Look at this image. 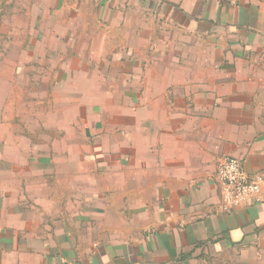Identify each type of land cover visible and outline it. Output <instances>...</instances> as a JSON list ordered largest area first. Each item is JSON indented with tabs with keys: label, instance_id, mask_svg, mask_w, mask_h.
I'll return each mask as SVG.
<instances>
[{
	"label": "crops",
	"instance_id": "0c3cea01",
	"mask_svg": "<svg viewBox=\"0 0 264 264\" xmlns=\"http://www.w3.org/2000/svg\"><path fill=\"white\" fill-rule=\"evenodd\" d=\"M213 4L201 18L233 29H218L216 62L206 47H185L192 64L149 80L135 176L122 159L133 217L104 242L81 222L79 173L2 121L0 107V264H264V190L226 204L217 174L224 156L264 174V0Z\"/></svg>",
	"mask_w": 264,
	"mask_h": 264
},
{
	"label": "rangeland",
	"instance_id": "374dc122",
	"mask_svg": "<svg viewBox=\"0 0 264 264\" xmlns=\"http://www.w3.org/2000/svg\"><path fill=\"white\" fill-rule=\"evenodd\" d=\"M215 8L213 0H0L1 120L79 173L81 222L96 228L98 243L133 217L122 159L135 176L149 80L192 64L185 47H206L218 60V29L233 26L201 18Z\"/></svg>",
	"mask_w": 264,
	"mask_h": 264
},
{
	"label": "built area",
	"instance_id": "2783aa9c",
	"mask_svg": "<svg viewBox=\"0 0 264 264\" xmlns=\"http://www.w3.org/2000/svg\"><path fill=\"white\" fill-rule=\"evenodd\" d=\"M217 174L226 204H240L264 190V174H249L235 157H222Z\"/></svg>",
	"mask_w": 264,
	"mask_h": 264
}]
</instances>
